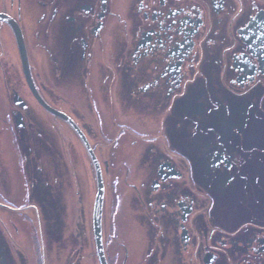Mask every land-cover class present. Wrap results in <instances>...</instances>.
<instances>
[{"label":"flooded vegetation","instance_id":"1","mask_svg":"<svg viewBox=\"0 0 264 264\" xmlns=\"http://www.w3.org/2000/svg\"><path fill=\"white\" fill-rule=\"evenodd\" d=\"M23 55L39 96L86 136L104 182L110 159L97 153H117L121 166L141 151L126 193L119 177L110 184L109 214L104 196L108 264H264V0H0V104L21 130L35 120L29 101L43 108ZM242 121L249 129L234 135ZM50 128L10 134L35 192L48 186L36 161L54 146Z\"/></svg>","mask_w":264,"mask_h":264},{"label":"rangeland","instance_id":"2","mask_svg":"<svg viewBox=\"0 0 264 264\" xmlns=\"http://www.w3.org/2000/svg\"><path fill=\"white\" fill-rule=\"evenodd\" d=\"M52 104L60 109L64 108L62 102L54 101ZM7 107L0 104V113L4 114V154L6 157L8 155V159L0 163V254L2 251L5 253L6 262L10 261L8 264H95L92 212L97 185L94 169L82 142L63 120L46 113L33 101H29L28 107L35 120L29 115V120L26 121L27 129L24 130L15 127L12 118L7 116ZM101 110L104 111L105 106ZM76 117L77 122L82 125L81 118ZM97 118L93 116L92 120ZM31 124L51 125L50 133L54 143L49 151H43L44 166L39 164V160L36 161L39 168L45 169L48 182L47 187H42L43 191L37 192L34 190L35 170L28 164L25 166V153L21 148L17 149L16 140L13 139L19 132H23L21 137H25L31 132L28 131ZM262 126L264 127V121ZM124 130L120 128L116 135H120ZM99 139L102 145L111 143L107 137L99 135ZM261 143L264 144L263 134ZM21 145L24 149L25 145ZM56 148L60 152L59 155L55 154ZM128 151L129 154L123 155L124 162L127 163L121 166L117 153H97L101 161L107 157L110 159L106 160L109 162V173L105 175L107 214L110 211L112 196L110 184L115 183L116 177L121 179L119 195L122 197L126 193L123 179L127 176V170L135 174L137 170L133 168L137 169L142 161L140 150L131 148ZM32 158L35 159L33 152ZM121 219L120 229L123 231L125 222L123 217ZM81 228L84 232V247L79 254L78 237ZM124 239V234H121L118 240ZM141 261L137 259L136 262Z\"/></svg>","mask_w":264,"mask_h":264},{"label":"water","instance_id":"3","mask_svg":"<svg viewBox=\"0 0 264 264\" xmlns=\"http://www.w3.org/2000/svg\"><path fill=\"white\" fill-rule=\"evenodd\" d=\"M24 61H25V56ZM25 72L27 74L31 90L34 94V96L37 98L38 102L40 105L49 113L52 115L58 117L59 119L65 121L73 130L74 132L78 135V137L81 139L83 142L91 160L95 168V173H96V180H97V194L95 197V203H94V209H93V233H94V238H95V243H96V248H97V253L98 257L100 260V264H107L106 258H105V253H104V248L102 244V214H103V204H104V194H105V188H104V181L102 177V170L100 167V164L86 138L84 133L81 131V129L77 126V124L67 115L64 113L58 112L54 109H52L50 106H48L42 98L39 96L37 93L36 89L34 88L33 84L31 83V79L28 75V67L27 63L25 61ZM18 105L20 106H25L21 102H17ZM16 124L18 128H23L22 125V120L21 117L16 119Z\"/></svg>","mask_w":264,"mask_h":264},{"label":"snow or ice","instance_id":"4","mask_svg":"<svg viewBox=\"0 0 264 264\" xmlns=\"http://www.w3.org/2000/svg\"><path fill=\"white\" fill-rule=\"evenodd\" d=\"M247 129H249V125L248 124H245L243 121L241 122V124H239V125H236L233 129H232V131H233V134L234 135H237V136H239V135H241V133H244L245 134V131L244 130H247ZM249 149V151H252V152H254L255 151V149L254 148H248ZM241 153H243V149H241ZM245 157H247V159L245 158ZM236 163V165L239 167L241 164H243V163H248V156H247V154H243L242 155V158L240 159V160H238V161H236L235 162ZM261 179H262V177L260 176V179H259V183H261Z\"/></svg>","mask_w":264,"mask_h":264}]
</instances>
